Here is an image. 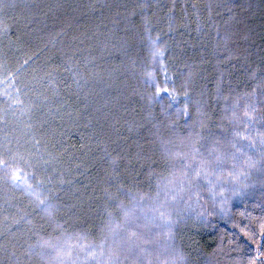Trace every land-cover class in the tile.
I'll list each match as a JSON object with an SVG mask.
<instances>
[{
  "label": "trees",
  "instance_id": "16d2710c",
  "mask_svg": "<svg viewBox=\"0 0 264 264\" xmlns=\"http://www.w3.org/2000/svg\"><path fill=\"white\" fill-rule=\"evenodd\" d=\"M0 5V264H264V0Z\"/></svg>",
  "mask_w": 264,
  "mask_h": 264
},
{
  "label": "rangeland",
  "instance_id": "374dc122",
  "mask_svg": "<svg viewBox=\"0 0 264 264\" xmlns=\"http://www.w3.org/2000/svg\"><path fill=\"white\" fill-rule=\"evenodd\" d=\"M4 0H0V4L3 2ZM1 6V5H0Z\"/></svg>",
  "mask_w": 264,
  "mask_h": 264
}]
</instances>
